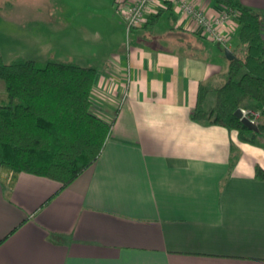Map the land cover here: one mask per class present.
Listing matches in <instances>:
<instances>
[{
    "label": "crops",
    "instance_id": "0c3cea01",
    "mask_svg": "<svg viewBox=\"0 0 264 264\" xmlns=\"http://www.w3.org/2000/svg\"><path fill=\"white\" fill-rule=\"evenodd\" d=\"M193 1L208 15L224 11ZM237 1L264 16V0ZM168 9L82 66L98 71L93 112L111 124L97 161L63 190L29 174L0 184V264H264V180L255 176L264 149L190 118L200 86L226 83L237 26L227 24L220 50Z\"/></svg>",
    "mask_w": 264,
    "mask_h": 264
},
{
    "label": "trees",
    "instance_id": "16d2710c",
    "mask_svg": "<svg viewBox=\"0 0 264 264\" xmlns=\"http://www.w3.org/2000/svg\"><path fill=\"white\" fill-rule=\"evenodd\" d=\"M208 1L224 9L228 24L237 26V44L226 83L213 91L200 86L190 118L235 131L241 143L264 149V16L237 0ZM159 17L154 16L152 23ZM227 40L223 46L208 39L220 50L230 45ZM97 77L96 69L72 62L49 60L39 66L18 59L5 64L0 57L6 92L0 102L2 186H12L20 174H29L55 181L63 190L97 161L111 131V124L93 112ZM211 92L212 104L207 97ZM238 109L259 114L255 131L234 116ZM236 160V155L230 157V167ZM255 176L264 180V171L256 168Z\"/></svg>",
    "mask_w": 264,
    "mask_h": 264
},
{
    "label": "rangeland",
    "instance_id": "374dc122",
    "mask_svg": "<svg viewBox=\"0 0 264 264\" xmlns=\"http://www.w3.org/2000/svg\"><path fill=\"white\" fill-rule=\"evenodd\" d=\"M102 2L107 3V9H83V0H0L3 63L22 59L44 66L47 61L55 60L97 66L112 52L115 42L126 46L133 38V34L127 35L113 0ZM66 17H71L69 25L65 23ZM161 19L168 22L166 15ZM118 32L121 34L117 35ZM212 47L218 51L215 45ZM210 58L218 61L217 56ZM5 98L4 84L0 80V102Z\"/></svg>",
    "mask_w": 264,
    "mask_h": 264
},
{
    "label": "built area",
    "instance_id": "2783aa9c",
    "mask_svg": "<svg viewBox=\"0 0 264 264\" xmlns=\"http://www.w3.org/2000/svg\"><path fill=\"white\" fill-rule=\"evenodd\" d=\"M113 3L127 35L132 30L142 28L147 23V16L154 15L158 8L166 10L168 6H171L184 20V23L181 20L178 21V26L182 24H186V28L192 26L203 36L219 45L225 46L228 42L225 29L230 17L226 12L208 15L199 9L193 0H113ZM124 78H128V73ZM240 110L242 117L257 125L258 113Z\"/></svg>",
    "mask_w": 264,
    "mask_h": 264
},
{
    "label": "water",
    "instance_id": "95a60500",
    "mask_svg": "<svg viewBox=\"0 0 264 264\" xmlns=\"http://www.w3.org/2000/svg\"><path fill=\"white\" fill-rule=\"evenodd\" d=\"M224 56L226 57V59H228V60H232L233 58H234V56L231 54V52L230 51H228V50H224ZM234 116L237 118V119H239L240 121H241V123L245 126V127H247L248 129H250V130H256V125H254L253 123H251V121H249L247 118H244V117H242V113H241V110L240 109H238V110H236L235 111V113H234Z\"/></svg>",
    "mask_w": 264,
    "mask_h": 264
}]
</instances>
